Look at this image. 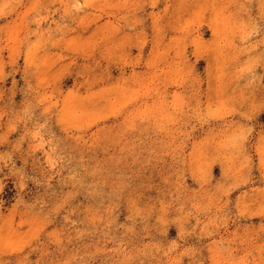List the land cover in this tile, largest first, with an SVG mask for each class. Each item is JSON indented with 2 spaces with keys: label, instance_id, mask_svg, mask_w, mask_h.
Returning a JSON list of instances; mask_svg holds the SVG:
<instances>
[{
  "label": "rangeland",
  "instance_id": "obj_1",
  "mask_svg": "<svg viewBox=\"0 0 264 264\" xmlns=\"http://www.w3.org/2000/svg\"><path fill=\"white\" fill-rule=\"evenodd\" d=\"M0 264H264V0H0Z\"/></svg>",
  "mask_w": 264,
  "mask_h": 264
}]
</instances>
